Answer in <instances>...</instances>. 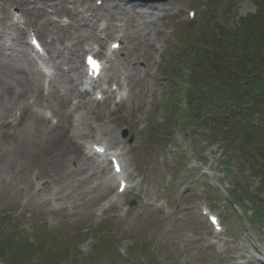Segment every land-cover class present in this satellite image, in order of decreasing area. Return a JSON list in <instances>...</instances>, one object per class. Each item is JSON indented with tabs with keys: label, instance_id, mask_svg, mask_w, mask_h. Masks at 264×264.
Wrapping results in <instances>:
<instances>
[{
	"label": "rangeland",
	"instance_id": "374dc122",
	"mask_svg": "<svg viewBox=\"0 0 264 264\" xmlns=\"http://www.w3.org/2000/svg\"><path fill=\"white\" fill-rule=\"evenodd\" d=\"M22 1L0 0L4 8L1 18L16 10L23 19L12 31V56L6 57L0 49V64L8 68H37L27 49L29 28L43 44L53 42V63L70 60L81 66L82 50L99 46L105 37L103 51L113 35H124L122 50L112 56L111 70L105 76H127L128 98L117 106L103 101L89 112L83 110L80 126L65 131L75 134L73 141L97 137L109 150L122 153L132 185L138 186L117 195L107 161L88 155L77 159L73 143L71 147L58 146L49 138L38 142L27 120L6 130L9 137L0 143V237H11L13 247L36 234L39 237L31 248L37 252L31 261L17 256L10 260L21 264H49L45 258L52 260L51 264H264V219L248 225L240 212H227L226 203L217 195L218 187L230 188L239 182L241 194L256 200L263 195L254 192L257 179L235 168L223 173L218 167L222 151L217 145L209 147L202 136L192 142L183 130L178 132L177 127L162 122V100L168 86L160 73L170 71L171 80H179L180 72L168 64L169 58L175 57L174 39L180 33L190 34L189 27L200 28L197 25L207 18L206 6L212 3L215 13L229 9L222 17L230 26L255 13L252 2L233 0L227 7V0H167L152 5H129L124 0H105L99 5V1L83 0L73 6L68 0L66 14L63 0H25L32 5ZM80 9L87 13L94 9L90 25H84L76 13ZM188 10H194L192 19ZM49 21L58 23L54 27ZM63 21L69 24L62 26ZM98 24L109 30L99 31ZM72 42H80V47L72 51ZM65 44L69 46L64 48ZM22 51L27 52L25 57ZM66 63H61L64 71ZM59 72L56 80L65 74ZM7 74L2 80L15 84ZM186 74L180 73L179 81L189 80L190 73ZM105 82L101 86L114 81L106 78ZM16 112L13 108L8 113ZM52 122L55 120L50 117ZM17 143L27 147L22 160H14ZM5 162H11L10 166ZM249 203L245 201L247 209ZM205 206L216 214H230L229 220L223 219L224 233L213 234L201 215ZM104 227L110 230L105 235ZM103 243L108 245L106 253L100 249ZM50 252L53 256H48ZM0 258L4 256L0 254Z\"/></svg>",
	"mask_w": 264,
	"mask_h": 264
},
{
	"label": "trees",
	"instance_id": "16d2710c",
	"mask_svg": "<svg viewBox=\"0 0 264 264\" xmlns=\"http://www.w3.org/2000/svg\"><path fill=\"white\" fill-rule=\"evenodd\" d=\"M255 13L228 26L223 17L229 13H208L200 28L189 27L185 50L172 61L179 71H190L187 94L190 108L198 112V121L211 124L217 132L212 138L223 143L226 150L238 153L260 176L259 192L264 195V0H250ZM223 16V17H222ZM221 20L223 24H221ZM239 72L247 74L242 77ZM173 92H180L172 86ZM205 96L202 108H196L195 99ZM173 96H171L172 100ZM233 198H236L233 195ZM264 218V198L255 205V220ZM10 240L0 242L8 247ZM7 253L11 249H7ZM31 250V249H28ZM22 259L31 258L24 250ZM33 253V251H32ZM50 256H53L50 254ZM45 263L53 261L45 258Z\"/></svg>",
	"mask_w": 264,
	"mask_h": 264
},
{
	"label": "bare ground",
	"instance_id": "6f19581e",
	"mask_svg": "<svg viewBox=\"0 0 264 264\" xmlns=\"http://www.w3.org/2000/svg\"><path fill=\"white\" fill-rule=\"evenodd\" d=\"M17 1L18 0H14V2ZM73 1H71L70 3H76L75 0ZM25 4L28 5L30 3L25 2ZM3 11L4 8L0 7V13H2ZM16 20L18 23L19 18H17ZM9 23L11 26L17 27L20 22L17 24L14 21V16L12 17V19L9 18L8 21L6 20L4 22V27L0 29V36H2V38H5L6 42L12 36V32L9 30V28H6L10 26ZM122 38L123 37H120V39ZM115 39L116 40L110 43V46L113 43L117 42V38ZM8 45L0 44V47L6 48L8 50L10 48V45ZM36 55L38 61H40L44 66V71L42 72V74L48 76L50 69L52 68L51 62L49 60L47 61L43 56H40L38 54ZM68 64L70 66V72H78L79 77L76 79H72L71 77H69V79L67 80L62 79V85L60 88L54 81L49 82V90L46 94L41 88L39 78L36 76L32 69H27L24 67H19L17 69L8 68L9 65L0 64V130H3L0 137L1 142H5L9 137L5 132L6 129L18 127L20 123L27 120L28 125L32 129L31 135H33V138L38 142L49 138V140L52 141L54 145L58 146L65 145L71 147V144L73 143L76 145L74 152L77 159H79L78 157L83 159L86 158L82 147H79V145L73 141V136L67 135L65 130L66 127L72 126L73 124L71 112L68 111L71 99L77 100L76 104L74 105V109L88 108V105L91 103V101L86 99V96L88 95V91L86 89L78 90L76 88V82L82 83V81L80 80L82 67L79 64H74L69 61ZM146 67H149L148 63ZM27 71H30V73H28ZM7 72H9V77L13 80V82H15V85H9L7 82L2 80L1 76L8 77ZM85 84L90 85L91 88H97L96 82H85ZM100 92L101 91H99L98 93ZM113 93L115 97L122 96V83L117 81V90ZM108 97L109 96H107V98ZM29 100H32V102L30 103ZM43 104H45V108L49 110V114L52 115L51 117L56 119L55 124L52 125L48 123L47 115L45 114L44 110L41 109ZM33 107V111L30 110V108ZM13 108H15V110L17 111V116L13 121H10L9 118L12 115H9L8 112H10ZM77 125L78 124H75V126ZM16 145H19V143H17ZM26 148V144L17 146V150L13 154L14 160H22L24 157H26ZM11 162H5V165L10 166ZM109 180L111 181V179ZM128 188H130V186H128Z\"/></svg>",
	"mask_w": 264,
	"mask_h": 264
},
{
	"label": "water",
	"instance_id": "95a60500",
	"mask_svg": "<svg viewBox=\"0 0 264 264\" xmlns=\"http://www.w3.org/2000/svg\"><path fill=\"white\" fill-rule=\"evenodd\" d=\"M130 1H140L144 3H151V2H159V1H165V0H130Z\"/></svg>",
	"mask_w": 264,
	"mask_h": 264
}]
</instances>
